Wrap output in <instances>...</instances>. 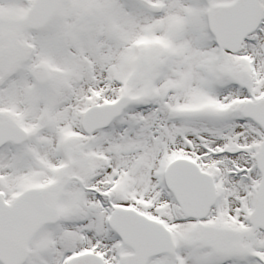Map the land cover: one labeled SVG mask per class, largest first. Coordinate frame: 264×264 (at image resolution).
I'll list each match as a JSON object with an SVG mask.
<instances>
[{
	"label": "snow or ice",
	"instance_id": "obj_1",
	"mask_svg": "<svg viewBox=\"0 0 264 264\" xmlns=\"http://www.w3.org/2000/svg\"><path fill=\"white\" fill-rule=\"evenodd\" d=\"M0 264H264V0H0Z\"/></svg>",
	"mask_w": 264,
	"mask_h": 264
}]
</instances>
